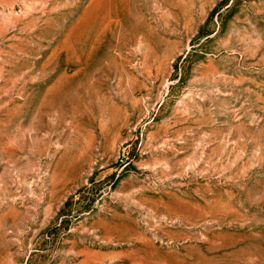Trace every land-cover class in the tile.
<instances>
[{"label": "rangeland", "instance_id": "obj_1", "mask_svg": "<svg viewBox=\"0 0 264 264\" xmlns=\"http://www.w3.org/2000/svg\"><path fill=\"white\" fill-rule=\"evenodd\" d=\"M0 264H264V0H0Z\"/></svg>", "mask_w": 264, "mask_h": 264}]
</instances>
